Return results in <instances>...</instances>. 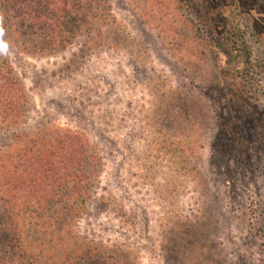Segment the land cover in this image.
Segmentation results:
<instances>
[{
  "label": "rangeland",
  "instance_id": "rangeland-1",
  "mask_svg": "<svg viewBox=\"0 0 264 264\" xmlns=\"http://www.w3.org/2000/svg\"><path fill=\"white\" fill-rule=\"evenodd\" d=\"M24 1L0 0V264H264V0H72L54 25ZM73 137L58 196L3 189Z\"/></svg>",
  "mask_w": 264,
  "mask_h": 264
},
{
  "label": "trees",
  "instance_id": "trees-1",
  "mask_svg": "<svg viewBox=\"0 0 264 264\" xmlns=\"http://www.w3.org/2000/svg\"><path fill=\"white\" fill-rule=\"evenodd\" d=\"M40 1V0H39ZM80 3V0H77ZM24 3H29L30 7L34 8L36 1L35 0H25ZM39 3V2H38ZM47 4L49 7H53L51 16L48 20H51V24H56V17L58 13H61L65 15L68 11V7L72 5V0H48ZM60 4V5H59ZM205 6L208 5V9L212 8L214 1L211 0H205ZM20 3H18V6ZM32 9H29L27 14L34 15L36 19H42L44 20L45 15L43 12H38ZM73 8V7H72ZM70 11V10H69ZM68 11V12H69ZM68 14V13H67ZM43 17V18H42ZM216 17H214L215 19ZM214 20H211L209 18L207 20V23L209 24L208 30H210L212 33H215V30L212 29V26L215 22H211ZM216 21V19H215ZM203 26H204V18H203ZM218 30H216L217 32ZM54 36V28L51 31ZM248 54V52H245ZM14 82L9 77L3 74V118H12L13 113H11L13 104L16 103V92L14 91L15 85L13 86ZM61 143V144H60ZM60 146H55L54 148L50 145L47 148H38L35 150L34 156H32L33 151L29 153V155L24 158L23 162L26 164V167L28 170L27 176L25 172L22 173V171H18L16 174L15 179H13L14 183H6V187L3 186V189L10 188L12 185H20L22 184V188L26 189L28 192L34 191L35 194H42L44 191L48 196H51L52 194L54 196H58L60 192V186L61 184L59 181L61 178L56 177L57 174L60 173V171H65L66 175L64 177L68 178L66 180V183L68 181L74 183L76 175H79V168L81 159L77 157L78 154L83 155V145L81 140H78L77 138H72L70 140H67L66 142H62V140L59 142ZM67 156V158H66ZM24 166V165H23ZM25 167V166H24ZM25 170V169H24ZM22 173V174H21ZM68 173V174H67ZM50 178L53 179L54 183H58L57 186L50 187L47 190L44 188L46 185L45 179ZM3 182H4V176H3ZM66 183H64V187L66 186ZM52 185V184H51Z\"/></svg>",
  "mask_w": 264,
  "mask_h": 264
}]
</instances>
